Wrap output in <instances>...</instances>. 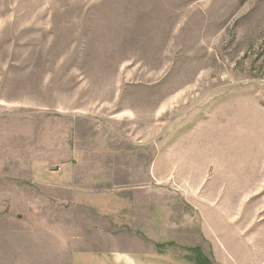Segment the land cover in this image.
Returning <instances> with one entry per match:
<instances>
[{
  "label": "rangeland",
  "instance_id": "1",
  "mask_svg": "<svg viewBox=\"0 0 264 264\" xmlns=\"http://www.w3.org/2000/svg\"><path fill=\"white\" fill-rule=\"evenodd\" d=\"M0 131L10 164L70 140L186 264H264V0H0Z\"/></svg>",
  "mask_w": 264,
  "mask_h": 264
},
{
  "label": "crops",
  "instance_id": "2",
  "mask_svg": "<svg viewBox=\"0 0 264 264\" xmlns=\"http://www.w3.org/2000/svg\"><path fill=\"white\" fill-rule=\"evenodd\" d=\"M3 136L0 131V264H186L183 252L154 239L152 199L138 205L125 187L77 185L70 140H50L47 165L40 142L27 149V164H10L17 155L4 148ZM36 204L92 210L80 213L77 224L72 212L37 211Z\"/></svg>",
  "mask_w": 264,
  "mask_h": 264
}]
</instances>
